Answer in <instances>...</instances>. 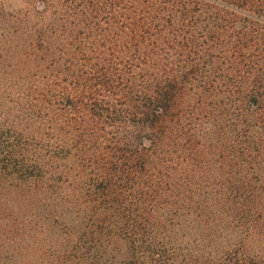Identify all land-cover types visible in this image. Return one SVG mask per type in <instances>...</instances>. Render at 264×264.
I'll use <instances>...</instances> for the list:
<instances>
[{"label":"trees","instance_id":"trees-1","mask_svg":"<svg viewBox=\"0 0 264 264\" xmlns=\"http://www.w3.org/2000/svg\"><path fill=\"white\" fill-rule=\"evenodd\" d=\"M19 45L34 71L44 69L26 88L42 99L49 133L4 135L0 179L29 187L56 179L44 172L57 169L60 152L84 161L72 166L79 204L119 210L196 171L188 165L207 157L213 135L216 158L236 151L264 185V0H39L0 9V48ZM5 65L7 78L22 69ZM184 89L221 95L225 107L215 110L230 127H196ZM131 124L144 127L148 143H132L140 126Z\"/></svg>","mask_w":264,"mask_h":264},{"label":"rangeland","instance_id":"rangeland-1","mask_svg":"<svg viewBox=\"0 0 264 264\" xmlns=\"http://www.w3.org/2000/svg\"><path fill=\"white\" fill-rule=\"evenodd\" d=\"M38 5L39 0H0V9L8 12ZM28 50L22 45L0 48V140L4 135L28 138L49 133V115L44 117L46 109L38 107L42 99L26 88L33 80L31 73L44 72L33 70L24 55ZM34 51L48 67L45 53ZM7 62L22 65L21 71L7 78ZM209 96L184 89L181 101L196 116V127L208 121L216 129L229 128L215 110L225 107L219 102L221 95ZM141 128L130 136L132 143H148L147 131ZM215 138L209 137L212 145L218 142ZM210 143L207 157L188 165L196 171L176 174L157 191L136 194V202L124 200L119 210L79 204V178L73 175L77 167L72 166L84 161L64 160L60 152L53 159L57 169L47 164L44 172L56 179H44L34 187L0 179V264H264L261 178L236 151L230 159L216 158ZM5 147L3 139L0 149ZM39 155L35 154L37 160ZM221 191L229 193L227 199ZM125 207L130 213L121 217Z\"/></svg>","mask_w":264,"mask_h":264}]
</instances>
